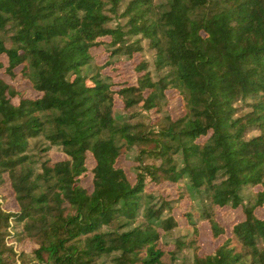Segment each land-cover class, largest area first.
<instances>
[{
  "label": "trees",
  "instance_id": "trees-1",
  "mask_svg": "<svg viewBox=\"0 0 264 264\" xmlns=\"http://www.w3.org/2000/svg\"><path fill=\"white\" fill-rule=\"evenodd\" d=\"M145 46L154 75L115 82ZM19 262L264 264V0H0V263Z\"/></svg>",
  "mask_w": 264,
  "mask_h": 264
},
{
  "label": "rangeland",
  "instance_id": "rangeland-1",
  "mask_svg": "<svg viewBox=\"0 0 264 264\" xmlns=\"http://www.w3.org/2000/svg\"><path fill=\"white\" fill-rule=\"evenodd\" d=\"M97 53L101 54L100 59H104V58L108 57V55H109V52L108 51L105 52L103 50V48H100ZM142 59H144L145 61H147L149 63V70L154 75L153 51L149 50L147 48V46H145V48L142 52H140L139 54H135V56L133 58L121 57L120 59L116 60V62L113 63V65H111L107 69V71H109L110 74L113 75V77H115V82H118L120 84H123L125 82L135 81L137 79V76L139 75L138 70H137V65ZM14 83H16L17 85H19L22 88L26 87V86H24L25 82L16 80V81H14ZM28 94L36 95V93L32 90L28 91ZM167 107H168V110L171 112V114H173L175 116L180 114V101H179V99H176V98L170 99ZM137 113L146 114L145 111H143V110L141 111L138 108H134V109L130 110L129 112H125V114H137ZM142 117L143 116H141L139 114L133 120L139 121V120L143 119ZM145 122H148V121H145ZM47 154H48V156H50L54 159L63 156V154L61 153V151L57 147H53L51 150L48 151ZM135 154H136V151H133L131 153V158H130L131 160L123 158L121 161L127 163L128 165H132L134 163V161L132 159L134 158ZM149 161H151V160L149 159ZM132 178L135 179V176H132ZM162 190H165L167 194L168 193L171 194V193L177 191L174 186H171V184L162 186ZM176 209H177V207H176ZM241 218H242V213L239 209H236V210L235 209H226V210L219 212V214H218V220L221 223L226 224L228 227L231 225V223L233 221L239 220ZM187 232H189V231L185 228L177 229V230H175V236L174 237L186 234ZM200 232H201L200 245H201L202 249L206 252L213 251L214 248L216 247L217 243H218V240H216L212 237V231L210 229V226L207 223L201 224ZM184 256L185 257H181L180 262H183L185 259H186V261H188L191 258V251L186 250L184 252ZM21 263L24 264L23 262H21Z\"/></svg>",
  "mask_w": 264,
  "mask_h": 264
},
{
  "label": "built area",
  "instance_id": "built-area-1",
  "mask_svg": "<svg viewBox=\"0 0 264 264\" xmlns=\"http://www.w3.org/2000/svg\"><path fill=\"white\" fill-rule=\"evenodd\" d=\"M18 264H22L21 262H19ZM30 264H32V263H30Z\"/></svg>",
  "mask_w": 264,
  "mask_h": 264
},
{
  "label": "water",
  "instance_id": "water-1",
  "mask_svg": "<svg viewBox=\"0 0 264 264\" xmlns=\"http://www.w3.org/2000/svg\"><path fill=\"white\" fill-rule=\"evenodd\" d=\"M1 264V263H0Z\"/></svg>",
  "mask_w": 264,
  "mask_h": 264
}]
</instances>
